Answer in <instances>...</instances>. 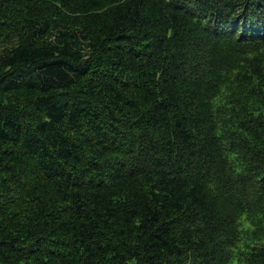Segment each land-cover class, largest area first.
Here are the masks:
<instances>
[{"label":"trees","instance_id":"trees-1","mask_svg":"<svg viewBox=\"0 0 264 264\" xmlns=\"http://www.w3.org/2000/svg\"><path fill=\"white\" fill-rule=\"evenodd\" d=\"M0 264H264V0H0Z\"/></svg>","mask_w":264,"mask_h":264}]
</instances>
